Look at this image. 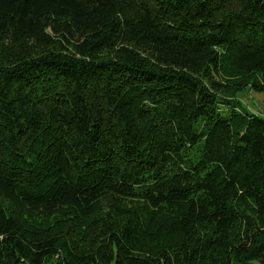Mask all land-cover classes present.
<instances>
[{"label": "trees", "instance_id": "trees-1", "mask_svg": "<svg viewBox=\"0 0 264 264\" xmlns=\"http://www.w3.org/2000/svg\"><path fill=\"white\" fill-rule=\"evenodd\" d=\"M236 75L264 94V0H0V264H264Z\"/></svg>", "mask_w": 264, "mask_h": 264}, {"label": "rangeland", "instance_id": "rangeland-1", "mask_svg": "<svg viewBox=\"0 0 264 264\" xmlns=\"http://www.w3.org/2000/svg\"><path fill=\"white\" fill-rule=\"evenodd\" d=\"M255 79V78H254ZM233 82L236 85V90H238V94L236 97V101H231L232 106L236 107V110H242L246 111L249 114L257 115L264 118V94L261 93H254L251 90H244L247 86H249L252 82V78H248L246 76L242 75H236L233 79ZM239 103V105L237 104ZM244 109V110H243ZM223 113L228 112L226 110L221 111ZM101 221L103 220L101 217H98ZM63 220L62 217H53L49 221H44L42 226L44 227H50L52 226V230H57L58 228V221ZM105 221L100 222L94 229L89 227V229H85L86 231H89V237L85 235V232L81 231L79 229H82V225H75L73 228H71L70 234L76 238L79 239V236H83L85 239H87V242L81 244V246L84 248L86 253H89L91 251L89 240L92 242V244H97L100 240L101 233L104 229Z\"/></svg>", "mask_w": 264, "mask_h": 264}]
</instances>
